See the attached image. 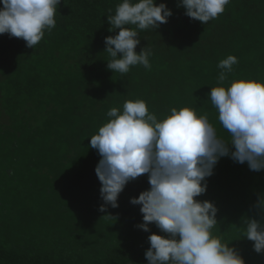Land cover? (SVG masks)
Listing matches in <instances>:
<instances>
[{
    "label": "trees",
    "instance_id": "1",
    "mask_svg": "<svg viewBox=\"0 0 264 264\" xmlns=\"http://www.w3.org/2000/svg\"><path fill=\"white\" fill-rule=\"evenodd\" d=\"M119 2L61 0L56 28L34 49L0 35V264H147L148 236L161 233L137 227L141 206L130 203L150 187L147 175L126 185L119 207L100 212V156L90 137L110 108L143 99L158 119L171 107H196L229 140L208 96L219 61L238 58L225 87L264 80V0H231L207 24L184 15L177 0H157L173 15L139 32L136 51L152 49L151 70L138 65L124 75L107 69L104 52L105 37L116 34L107 15ZM207 184L197 199L218 208L213 234L231 241L245 264H264L243 237L244 219L264 218V170L223 157Z\"/></svg>",
    "mask_w": 264,
    "mask_h": 264
},
{
    "label": "clouds",
    "instance_id": "2",
    "mask_svg": "<svg viewBox=\"0 0 264 264\" xmlns=\"http://www.w3.org/2000/svg\"><path fill=\"white\" fill-rule=\"evenodd\" d=\"M230 2L177 0V7L207 24ZM60 4L61 0H0V35L20 38L34 49L46 32L56 28ZM109 13L108 31L116 34L104 39V52L110 57L107 69L121 75L138 65L151 70L152 49L136 51L139 32L158 29L168 22L172 10L157 0H120L114 14L111 9ZM236 64L234 55L219 61L218 84L208 93L229 140L196 107H171L158 119L143 99L126 100L122 110L110 108L106 113L110 119L90 137V147L100 156L95 168L104 202L100 212L119 207L126 185L147 175L150 187L130 198L132 205L141 206L143 222L137 227L150 232L154 224L161 233L148 236L147 264H245L231 241L213 234L217 206L197 199L206 193L207 178L223 157L247 163L252 171L264 170V80L241 78L225 87ZM260 206L264 209V201ZM243 223V237L253 242L256 253H264V218H246Z\"/></svg>",
    "mask_w": 264,
    "mask_h": 264
}]
</instances>
